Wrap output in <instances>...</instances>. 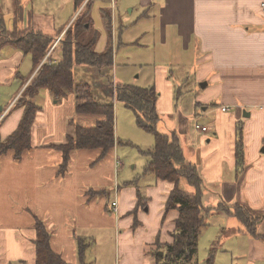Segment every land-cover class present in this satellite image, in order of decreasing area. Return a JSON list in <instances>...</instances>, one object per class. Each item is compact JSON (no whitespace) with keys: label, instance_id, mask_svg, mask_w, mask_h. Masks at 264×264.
<instances>
[{"label":"crops","instance_id":"0c3cea01","mask_svg":"<svg viewBox=\"0 0 264 264\" xmlns=\"http://www.w3.org/2000/svg\"><path fill=\"white\" fill-rule=\"evenodd\" d=\"M45 2L67 9L70 16L56 22L51 13L35 6V3ZM263 3L264 0H0V17L7 24L6 29L27 28L54 39L44 60L57 63L61 58H55L52 52L65 29L75 19L82 18L84 25L90 24L89 31L96 33L95 46L99 38L103 40L100 49H95L101 52L111 37L113 40V33L117 31L116 22L120 26L121 22L124 23L119 7L132 5L128 8L130 13L135 11L137 22H145L142 23V35L150 30L154 38L146 45L151 42L158 47L155 52H149L145 60L153 65L141 63L137 67L153 72L155 81L162 79L168 85L170 94L171 75L174 69L179 68L185 72L194 71L195 77L209 88L205 95L198 96L193 108L188 111V120L192 121L195 117L194 124L205 126L206 130L195 127L196 130L190 132L188 120L184 117L178 121L181 132L179 127L173 128L181 140L184 135L186 145L195 147V151L190 150L189 157L193 159L190 162L198 166L203 180L202 205L213 208L219 204H240L260 216L256 207H264ZM16 8L20 10L19 17L15 15ZM94 12L97 15L100 13V26L104 25L107 31L105 37L102 29L100 32L96 27L98 25L93 23ZM115 14H118L117 18ZM0 52V141H3L19 124L24 105L16 101L38 68L34 69L30 54L11 44ZM25 59L32 67L23 73L19 66ZM190 62L192 66L188 64ZM97 71L101 74L103 68H97ZM6 84H12L9 93L4 90ZM154 88L158 93L157 111H163L162 107L167 102L162 99L156 85ZM40 91L31 97L39 109L30 127L29 148L19 158H15L13 150L0 153V264H39L36 221H40L49 234L51 251L67 264L83 263L94 228L109 229L110 233L119 231L117 239L121 264H163V258L156 259L155 253L157 251L162 256L165 245L172 241L171 233L179 213L175 209L165 212L164 206L175 183L145 172L151 178L144 180V193L147 186L145 195L136 177L127 175L119 185L116 178L122 162L119 163L120 151L116 144L95 163L92 162L101 149L72 150L67 170L59 173L62 155L53 146L64 142L66 134L71 133L70 121L73 125L91 127L103 117L76 113L73 93L61 103L63 98H54L47 89ZM104 93L114 99L111 87L106 86ZM38 98L41 100L38 101ZM225 106L227 109L222 110ZM201 115L210 116V128L196 122ZM169 127L172 128L173 124ZM194 134H198V140ZM238 140L243 153L239 160L236 155ZM152 147L153 144L150 149ZM183 152L188 158L184 149ZM78 158L81 159L79 164ZM136 169L133 165L127 174ZM124 183L128 186H122ZM106 185L113 189L107 191ZM178 186L188 192L195 190L186 183L179 185V181ZM248 194L257 197L255 201L251 202ZM105 195H109L106 200ZM139 197L142 198L140 204L137 203ZM112 202H116L115 211ZM141 210L144 215L140 214ZM214 211H209L206 216L208 221L199 237L213 222V215L226 216L231 221H221L226 223L225 227H239L237 233L248 237L245 242L249 243L250 250L257 251L255 257H264V243L256 241V238L253 240L237 218ZM133 215L138 218L135 225L131 219ZM139 218H142L141 223L146 224L143 231L137 228ZM218 221L220 225L219 217ZM256 233L264 238V231L256 230ZM139 239L142 244L136 246Z\"/></svg>","mask_w":264,"mask_h":264},{"label":"trees","instance_id":"16d2710c","mask_svg":"<svg viewBox=\"0 0 264 264\" xmlns=\"http://www.w3.org/2000/svg\"><path fill=\"white\" fill-rule=\"evenodd\" d=\"M16 17L20 10L16 8ZM105 17V15L103 14ZM109 26V19L106 18ZM82 18L75 19L66 29L58 42L61 59L57 63L44 60L51 38L40 31L24 29H6L0 17V50L12 45L25 53L30 54L35 75L25 85L18 104L24 105V112L16 130L5 140L0 141V153L13 150L15 158L30 146V127L39 109V105L32 98L41 89H47L56 99L69 94L75 95V112L95 114L103 118L91 127L72 123L71 133H67L65 141L54 144L53 147L61 151L62 160L59 164V173L67 170L70 152L79 149H101L99 158H103L109 149L115 145L114 106L111 102L100 103L95 100L91 86L88 83L73 82V65L85 64L102 69L112 65V46L110 39L101 52L95 51L96 33L89 31L88 26L81 22ZM89 31V32H88ZM50 45V47H49ZM114 99L121 101L135 115L137 124L154 136L153 147L147 151L151 160L145 170L152 172L157 178L174 182V187L168 193L164 210L175 209L178 217L175 219L174 230L171 233L172 241L165 245L162 256L157 254L156 259L172 260V264H187L193 262L197 252L198 239L206 222L209 211H222L236 217L248 231L250 236L264 238L256 233L255 227L261 217L252 214L240 204H219L213 208H205L201 203L203 180L196 164L186 161L181 146V138L177 131L169 133L158 131L157 122L160 116L156 109L158 93L153 86H138L125 83H116L111 87ZM237 159L241 158V142L236 143ZM184 178L188 185L195 190L188 192L178 186L180 178ZM138 198L137 203L140 204ZM38 239L36 241L39 264H67L61 257L53 253L49 247V234L42 228V223L36 221ZM158 249V248H157ZM165 262V261H164ZM163 262V263H164ZM82 264V263H81Z\"/></svg>","mask_w":264,"mask_h":264},{"label":"rangeland","instance_id":"374dc122","mask_svg":"<svg viewBox=\"0 0 264 264\" xmlns=\"http://www.w3.org/2000/svg\"><path fill=\"white\" fill-rule=\"evenodd\" d=\"M27 1L36 2V0ZM35 6L40 7L41 11L43 12L51 13V16L56 20V22L60 20H66L70 16V13L69 11H67V9L62 7H55L51 4H47V2H45L44 4L35 3ZM130 7H132V5H130ZM130 7H125L123 5L119 7V14L121 15L122 19H124V23L121 22L120 26L118 22H116L117 31L116 33H113V40L111 37V31L109 30L108 32V35H110L111 37L110 42L112 43V65L109 67H103V71L101 74L97 71V67L82 64H74L72 70L74 84L80 82L88 83L91 86L92 93L97 102L112 103L113 101L115 118V144L116 146H118V149L120 151L118 156L121 161H119V163L121 164L122 162V167L118 168L116 180L119 181V185H121V183L127 178V175L130 176V178L136 177L138 186L141 189L142 193H144V180L149 181L151 178L145 174V172L150 171H146L145 168L143 169V165L147 161L151 160V157L149 156L147 151L150 150V147L153 144L154 136L152 135V133L143 130L138 126L136 118L134 117V113L129 108H127L121 101L112 99L110 95L105 94V87H112L113 84L116 83H125L144 87H155L156 85L159 91L161 92L162 99H165L167 102V105H165L167 106V108H164L165 106H163V111H157L160 116V119L157 122V129L158 131L165 133L174 131L173 128L177 129L179 127L178 121L182 119V117L188 120V111L190 110V108H193L195 102L198 100V96L205 95L209 91V88L204 86V81H200L195 77L194 71L185 72L184 70H181L179 68L174 69V72L171 75L170 81L172 84V91L170 94L167 87L168 85L162 79L155 81L153 72H147V68L144 67L141 70L137 67L141 63L153 65L152 62H148L145 60H147L148 58V53L155 52L158 47L151 45V42L149 44L147 43L146 45V42H149L154 38L152 39V36L149 32L150 30H148L147 33H144L142 35V23L145 22H137V19H135L136 13L134 11L131 14L128 9ZM3 11L7 12L4 10V8ZM99 16L100 13L99 15H97V13L95 12L92 14V19L94 21L93 23L95 26L98 25L96 27L100 32L102 29L103 36L105 37L107 31L104 25L100 26ZM114 17L117 18L118 14H115ZM82 21L83 20H81V22ZM55 24L58 25L59 23ZM119 27L121 28L119 29ZM135 39L136 41H134ZM53 41L54 39H51L50 44H52V46ZM102 41L103 40L99 38L95 49H100ZM49 51L50 48L48 52ZM1 54L2 53L0 52V56ZM52 55L55 58H61L58 44H56L55 51L52 52ZM113 55L116 60L113 59ZM188 64L190 66L193 65V63L191 62ZM31 67L32 66L30 61L25 59L20 62L19 70L24 73L27 72L28 69H30ZM3 87L5 92L9 93L10 89H12V84H6ZM66 98V96L63 97L60 102L62 103L66 101ZM40 100L41 98H38V101ZM197 109L200 111V108L197 107ZM194 120L195 117H193L192 121H187L188 130L190 132L196 130V124H194ZM196 122L209 126V123L211 122L210 116L201 115V117H199ZM171 124H173L172 128L169 127ZM178 130L181 132L180 127L178 128ZM194 135L195 139L198 140V134ZM180 142L181 146L186 151V155L188 157L186 158L185 156V159L186 161L190 162L191 160H193L191 157H189L190 150L192 149L195 151V147L190 146L189 144L186 145L184 135ZM99 160L100 158L98 156L92 163H95ZM80 162L81 159L78 158L77 164H79ZM133 165L136 166L137 169L132 174H127L128 170H132ZM222 178L224 179L225 176L223 175ZM184 183L188 185L186 180L181 177L179 179V185ZM126 184L127 183H124L122 184V186H128ZM105 187L109 192L113 189V187L109 185H106ZM188 187H190V185H188ZM146 192L147 186L144 195L146 194ZM235 192L237 191H233V193ZM239 194L242 196L241 191H239ZM247 196L251 198V202L255 201V199L257 198L249 194ZM108 197L109 195H105V200L106 198L108 199ZM110 197L112 198V195ZM144 200L146 201L147 198L145 197ZM115 207L116 205L113 207L114 211L116 210ZM256 208H258V210L256 211L260 213L261 221L256 225L255 230L263 232L264 207L259 206ZM114 211L113 213H115ZM214 212L218 213V211ZM140 214L144 215V212L141 210ZM212 217H215L214 220H211L213 222L210 225H207V228H205L207 230L205 231L204 229V234L199 237L197 252L193 257V262H189L187 264H264V257H255L257 251H252V249H249V243L247 241L245 242V240H248V237L245 234L237 233V229L239 227H236L234 229L225 227L226 223L221 222H229L231 221L230 218H226V216H217V214L213 215ZM218 217L221 222L220 225ZM220 217H223L224 220ZM131 219L133 220V223L135 225L136 219H138L136 215H133ZM141 220L142 218H139V227L137 228H139L140 231H143V229H146V227H144L146 226V224L141 223ZM206 220L208 221V218ZM261 222L263 223L261 224ZM118 232V230L110 233L109 229H92V237L89 238L91 239L90 247L88 248L86 259L82 260V264H121V251H119L117 239ZM254 238L255 237H253V240ZM256 239V241L264 243V241H262V238ZM141 244L142 240L139 239L138 244H136V246H139ZM161 261H165L163 264L174 263L172 260H168L165 258L161 259Z\"/></svg>","mask_w":264,"mask_h":264},{"label":"built area","instance_id":"2783aa9c","mask_svg":"<svg viewBox=\"0 0 264 264\" xmlns=\"http://www.w3.org/2000/svg\"><path fill=\"white\" fill-rule=\"evenodd\" d=\"M262 11L264 12V3H263V5H262ZM58 40H59V38L57 39V41H58ZM51 48H52V47H51ZM221 109H222V110H226L227 107L225 106V107H222ZM195 127H196V128H199L201 131H205V130H206V127H205V126H200V125H198V124H196ZM115 204H116V202H112V206H113V207L115 206Z\"/></svg>","mask_w":264,"mask_h":264},{"label":"water","instance_id":"95a60500","mask_svg":"<svg viewBox=\"0 0 264 264\" xmlns=\"http://www.w3.org/2000/svg\"><path fill=\"white\" fill-rule=\"evenodd\" d=\"M161 254V253H160Z\"/></svg>","mask_w":264,"mask_h":264}]
</instances>
